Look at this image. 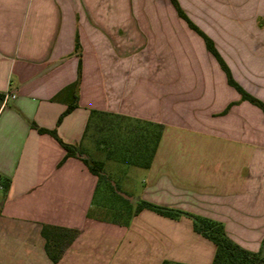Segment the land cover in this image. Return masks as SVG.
I'll return each instance as SVG.
<instances>
[{
    "label": "crops",
    "instance_id": "1",
    "mask_svg": "<svg viewBox=\"0 0 264 264\" xmlns=\"http://www.w3.org/2000/svg\"><path fill=\"white\" fill-rule=\"evenodd\" d=\"M175 1L264 104V0ZM0 94V264H53L44 225L77 231L55 264L212 263L215 246L185 216L142 210L125 226L92 214L87 156L62 162L32 127L82 149L102 116L159 128L136 204L218 222L264 257V112L170 0H0Z\"/></svg>",
    "mask_w": 264,
    "mask_h": 264
},
{
    "label": "trees",
    "instance_id": "2",
    "mask_svg": "<svg viewBox=\"0 0 264 264\" xmlns=\"http://www.w3.org/2000/svg\"><path fill=\"white\" fill-rule=\"evenodd\" d=\"M177 15L182 18L187 26L195 31L204 41L205 47L209 53H211L216 61L218 62L220 68L222 71L225 73L226 78H227V83L231 87H233L241 97V100L247 101L253 106L257 107L260 109L262 112H264V104L261 103L260 101L252 98L245 92H243L237 84L234 83L232 80L230 73L226 67V65L223 63L219 55L217 54L212 41L207 38L204 34H202L184 15V13L181 11L179 8L177 2L175 0H170ZM72 91L74 90V86L71 87ZM4 95L0 94V105L3 102ZM77 107V98L76 96H73L71 101L68 103L66 106L65 111L62 113V115L59 117L57 124L60 123L61 119L70 113L72 110H74ZM112 120L109 117H100L99 121L97 124H90L88 123V129L89 127L92 126H98L99 122L103 120ZM129 122V121H128ZM133 123V122H131ZM139 126L140 128V134L141 137L143 138L140 143H142V157H145V161L141 163L140 165L144 166L147 168L149 166L151 157L153 155L154 149L156 147L160 131L159 128L153 127L149 124H138L134 123ZM32 127L37 131L39 134H47L50 137H52L64 150L65 154L62 159V162L67 160L68 158H75V157H80V155H85L84 151L76 146L73 145H68L63 143L59 137L56 134L55 130H46L42 128H38L35 125H32ZM133 132H138L133 130ZM147 138V143L146 140H144V137ZM151 144V145H150ZM148 145H150V149L146 152V149L148 148ZM140 156V157H141ZM80 160L83 162V164L86 166L88 171L94 175L97 178V188H98V183L99 180L103 177L101 174V163L96 162L94 160L89 159L88 157L86 158H80ZM0 184L3 188V190H7L9 186V182L6 179L0 180ZM96 188V191H97ZM124 206V209L127 212V217H124L118 221L114 220L112 222H118V223H123L125 226L129 224V221L131 217L136 216L139 212L142 210H148L151 211L159 216L169 218V219H177L179 217L185 216L189 218L192 221L193 224V230L194 232L202 235L205 239L209 240L214 246H215V253L213 256V260L211 264H264V257H261L259 253H252L249 251H246L242 248H240L237 244L232 242L225 234L224 229L222 224L205 219L199 216H195L189 213L173 210L170 208H165L161 206H156L144 201H140L137 203L136 207L132 210L130 208V205L127 203H121ZM121 214V213H119ZM41 236L45 241V252L49 260L55 264L57 261L60 259L63 251L73 242V240L77 236V231L74 230H69L65 228H59V227H53V226H47L44 225L41 228ZM162 264H178V263H170V262H163Z\"/></svg>",
    "mask_w": 264,
    "mask_h": 264
},
{
    "label": "rangeland",
    "instance_id": "3",
    "mask_svg": "<svg viewBox=\"0 0 264 264\" xmlns=\"http://www.w3.org/2000/svg\"><path fill=\"white\" fill-rule=\"evenodd\" d=\"M139 130V126L134 123L106 119L88 129L82 150L89 159L101 163L103 175L94 199L98 208L93 209L92 214L105 221H120L123 216L127 217L121 203L129 204L133 210L137 205L135 201L143 194L146 168L140 165L145 157L141 156L143 147L140 141L143 138ZM144 140L147 141V138L144 137ZM122 195L132 198L134 203Z\"/></svg>",
    "mask_w": 264,
    "mask_h": 264
},
{
    "label": "built area",
    "instance_id": "4",
    "mask_svg": "<svg viewBox=\"0 0 264 264\" xmlns=\"http://www.w3.org/2000/svg\"><path fill=\"white\" fill-rule=\"evenodd\" d=\"M6 99H7V96H4V101H6Z\"/></svg>",
    "mask_w": 264,
    "mask_h": 264
},
{
    "label": "water",
    "instance_id": "5",
    "mask_svg": "<svg viewBox=\"0 0 264 264\" xmlns=\"http://www.w3.org/2000/svg\"><path fill=\"white\" fill-rule=\"evenodd\" d=\"M82 157V156H81ZM123 196V195H122ZM123 198H125V199H129V198H127L126 196H123Z\"/></svg>",
    "mask_w": 264,
    "mask_h": 264
}]
</instances>
